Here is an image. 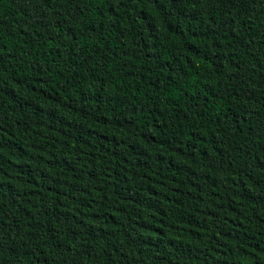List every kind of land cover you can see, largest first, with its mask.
Returning a JSON list of instances; mask_svg holds the SVG:
<instances>
[{"label":"trees","instance_id":"16d2710c","mask_svg":"<svg viewBox=\"0 0 264 264\" xmlns=\"http://www.w3.org/2000/svg\"><path fill=\"white\" fill-rule=\"evenodd\" d=\"M0 264H264V0H0Z\"/></svg>","mask_w":264,"mask_h":264}]
</instances>
